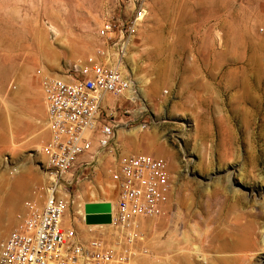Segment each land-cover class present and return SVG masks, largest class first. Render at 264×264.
Returning <instances> with one entry per match:
<instances>
[{
	"label": "rangeland",
	"instance_id": "1",
	"mask_svg": "<svg viewBox=\"0 0 264 264\" xmlns=\"http://www.w3.org/2000/svg\"><path fill=\"white\" fill-rule=\"evenodd\" d=\"M127 6L0 0V173L3 163L10 171L26 168L23 198L1 241L29 214L28 201L41 208L44 187L54 181L70 194L71 215L78 196L83 205L111 207L118 156L144 152L166 160L172 201L157 216L142 217L133 237L114 224L108 234L85 239L64 218L78 239L117 247L121 264H263L264 210L254 198L264 197V0H148L145 21L119 57L98 29ZM105 46L133 98L112 96L108 111L117 125L110 147L57 177L40 151L48 137L42 76L80 77L78 67ZM136 126H144L137 138L127 135ZM7 186L0 197L12 190ZM85 214L84 225L112 224L88 223Z\"/></svg>",
	"mask_w": 264,
	"mask_h": 264
},
{
	"label": "built area",
	"instance_id": "2",
	"mask_svg": "<svg viewBox=\"0 0 264 264\" xmlns=\"http://www.w3.org/2000/svg\"><path fill=\"white\" fill-rule=\"evenodd\" d=\"M122 1L127 8L119 17L106 19L98 29L104 44L109 43L119 57L128 51L148 14V0ZM98 55L78 67L80 77L42 76L48 137L40 151L57 177L86 167L99 151L110 147L117 124L109 106L103 104L104 96L117 97L132 89L130 80L111 63L106 46L98 49ZM110 179L117 191L110 207L114 224L160 214L172 194L166 160L150 153L118 156ZM26 204L29 214L0 243V264H121L112 251L97 248L99 241L82 242L72 227L62 223L70 203L54 185L41 208L30 201Z\"/></svg>",
	"mask_w": 264,
	"mask_h": 264
},
{
	"label": "bare ground",
	"instance_id": "3",
	"mask_svg": "<svg viewBox=\"0 0 264 264\" xmlns=\"http://www.w3.org/2000/svg\"><path fill=\"white\" fill-rule=\"evenodd\" d=\"M44 50H45V48H44ZM118 68H120V71L122 72L121 67L119 66V64H118ZM122 74L124 75L123 72H122ZM59 77H65V76L59 75ZM14 94L16 95V94H18V92H15ZM123 95H126V96H129V97H132L133 98V95L131 94V91L130 90L125 91ZM108 99H109V101H108ZM112 101H113L112 95L111 94H106L104 96L103 104L112 106V103H111ZM46 124H47V120H46ZM143 128H144V126H136V127H133L130 130H127L126 133H127V135H129V136H131L133 138H137L138 131L142 130ZM100 159H104V156L102 158H100ZM24 166L25 165L22 164V165H20V166H18L16 168H14L12 171H10V167H9L8 164L3 163V165H2V171L0 173V193L3 192V191L1 192V190H2V187H4L5 185H8L7 187H11L12 190L9 191V192H7V193H4L3 195L1 194L3 197H0V243L2 242L1 240H3V238L6 236V234L8 233V231L10 230V228L12 227V224L14 222V217H13L12 211H14V209H16L20 205V202H21V200L23 198V193H21L19 191V189L22 188L23 185H24V183H25V176H26L25 175V172H26V168ZM49 174L54 175L53 173H49ZM53 185L55 186V189L58 192V194L64 196L66 198V200L69 201V203H70V199H69V197H70L69 195L70 194H68V192L63 188L65 186L58 185V183L53 184ZM50 189H51V185H50V187H47V188L44 187V192L49 193L50 192ZM36 197L38 198L37 195H36ZM78 197H79V199L75 202L76 205L74 206V212H73V214L71 215L69 213V210H68V208L70 207V204H69V206L64 211V214L62 215V223L64 225H66L64 223V220L65 219H67V221H69V219H70V221L72 220V222H74L76 224L77 232L78 233H82L81 236H83V238H85V239L86 238H91L96 233V231H99L101 234L102 233L103 234L104 233H107L108 234V231H110L112 229V227L114 226V223L107 224V225H103V224L102 225L101 224H99V225H84L82 223V220H83V217H84V214H85L84 213V205H83L85 202H84V200L82 201V199L80 198V196H78ZM173 198H174V190H173V182H172V194H171V197H170V201H168V202H171ZM94 199H97V197L94 198ZM254 199H255V201H257L261 205V207L264 210V197H255ZM112 201L113 200H111V202ZM35 202H37V201L35 200ZM112 203L114 204V202H112ZM4 207H6L7 210H5ZM7 211H9V212H7ZM176 214L178 215L179 213H176ZM71 216L73 217V219H72ZM77 218H79L81 220L79 223L76 222V219ZM142 222H143V218L142 217H135L134 219H132V220L126 222V223H120V225L119 226H116V227L119 229L120 232H122V233H125L126 232L129 235H131V237H133V234L131 233L132 230L134 228H136V226L137 227L138 226H141ZM68 227L74 228L73 225H70ZM261 227H263V229H264V222H263V225ZM87 242L89 243V241H87ZM248 245H250V244H247V246H246L247 249H248ZM235 247L236 248L234 249V251H237V249H238L237 248V245ZM110 250L112 251L113 257L115 258V256H114V250L115 251H118V248L115 247V246H113V247H111ZM238 251H240V250L238 249ZM241 251L243 252L242 248H241ZM244 251H245V248H244ZM244 253H245L244 256H246L248 258L249 257L248 254H250L251 251L250 250H248V251L246 250ZM236 254H238V253H236ZM252 255H250V256H252Z\"/></svg>",
	"mask_w": 264,
	"mask_h": 264
},
{
	"label": "water",
	"instance_id": "4",
	"mask_svg": "<svg viewBox=\"0 0 264 264\" xmlns=\"http://www.w3.org/2000/svg\"><path fill=\"white\" fill-rule=\"evenodd\" d=\"M84 212H86L85 220L88 223H108L110 221V205L108 203H86Z\"/></svg>",
	"mask_w": 264,
	"mask_h": 264
},
{
	"label": "crops",
	"instance_id": "5",
	"mask_svg": "<svg viewBox=\"0 0 264 264\" xmlns=\"http://www.w3.org/2000/svg\"><path fill=\"white\" fill-rule=\"evenodd\" d=\"M110 107V105H108ZM97 147V143L94 141V144H93V149Z\"/></svg>",
	"mask_w": 264,
	"mask_h": 264
}]
</instances>
